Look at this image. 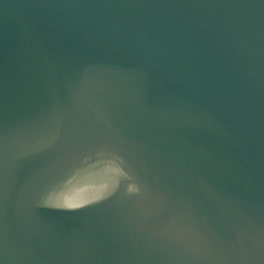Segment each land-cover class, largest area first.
I'll return each instance as SVG.
<instances>
[{
    "label": "water",
    "instance_id": "95a60500",
    "mask_svg": "<svg viewBox=\"0 0 264 264\" xmlns=\"http://www.w3.org/2000/svg\"><path fill=\"white\" fill-rule=\"evenodd\" d=\"M0 264H264V0H0Z\"/></svg>",
    "mask_w": 264,
    "mask_h": 264
}]
</instances>
